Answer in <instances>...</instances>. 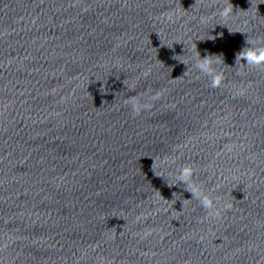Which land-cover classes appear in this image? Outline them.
I'll list each match as a JSON object with an SVG mask.
<instances>
[{
  "label": "water",
  "instance_id": "95a60500",
  "mask_svg": "<svg viewBox=\"0 0 264 264\" xmlns=\"http://www.w3.org/2000/svg\"><path fill=\"white\" fill-rule=\"evenodd\" d=\"M252 50L264 0H0V264H264Z\"/></svg>",
  "mask_w": 264,
  "mask_h": 264
},
{
  "label": "clouds",
  "instance_id": "9594fccd",
  "mask_svg": "<svg viewBox=\"0 0 264 264\" xmlns=\"http://www.w3.org/2000/svg\"><path fill=\"white\" fill-rule=\"evenodd\" d=\"M247 56L250 62L256 64L264 63V51H260L259 54H257V50H252L247 54ZM204 202L207 206H211L207 200H205Z\"/></svg>",
  "mask_w": 264,
  "mask_h": 264
}]
</instances>
